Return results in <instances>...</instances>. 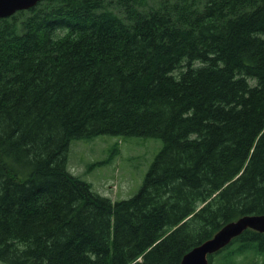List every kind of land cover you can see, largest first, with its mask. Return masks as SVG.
<instances>
[{
  "label": "trees",
  "instance_id": "obj_1",
  "mask_svg": "<svg viewBox=\"0 0 264 264\" xmlns=\"http://www.w3.org/2000/svg\"><path fill=\"white\" fill-rule=\"evenodd\" d=\"M100 135L162 140L129 198L68 169L71 140ZM250 213L264 214V0H41L0 18V261L180 264ZM233 242L209 264L264 259V233Z\"/></svg>",
  "mask_w": 264,
  "mask_h": 264
},
{
  "label": "rangeland",
  "instance_id": "obj_2",
  "mask_svg": "<svg viewBox=\"0 0 264 264\" xmlns=\"http://www.w3.org/2000/svg\"><path fill=\"white\" fill-rule=\"evenodd\" d=\"M155 137L100 135L92 139H73L68 169L91 183L93 190L119 200L129 198L141 186L145 174L162 148ZM237 242L231 247L236 248ZM235 255V264H264L261 255ZM219 262L221 260H218ZM0 264H5L0 261Z\"/></svg>",
  "mask_w": 264,
  "mask_h": 264
},
{
  "label": "water",
  "instance_id": "obj_3",
  "mask_svg": "<svg viewBox=\"0 0 264 264\" xmlns=\"http://www.w3.org/2000/svg\"><path fill=\"white\" fill-rule=\"evenodd\" d=\"M41 0H0V18L19 10L29 9ZM264 233V214H245L224 224L210 238L192 247L182 257L180 264H209V256L229 245L246 229Z\"/></svg>",
  "mask_w": 264,
  "mask_h": 264
},
{
  "label": "bare ground",
  "instance_id": "obj_4",
  "mask_svg": "<svg viewBox=\"0 0 264 264\" xmlns=\"http://www.w3.org/2000/svg\"><path fill=\"white\" fill-rule=\"evenodd\" d=\"M251 214V213H250ZM255 214V213H254ZM245 215V214H244ZM247 230V229H246Z\"/></svg>",
  "mask_w": 264,
  "mask_h": 264
}]
</instances>
